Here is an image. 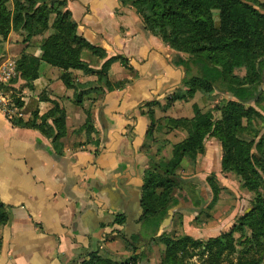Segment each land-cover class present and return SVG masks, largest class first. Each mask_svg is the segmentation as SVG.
Here are the masks:
<instances>
[{"label":"crops","instance_id":"0c3cea01","mask_svg":"<svg viewBox=\"0 0 264 264\" xmlns=\"http://www.w3.org/2000/svg\"><path fill=\"white\" fill-rule=\"evenodd\" d=\"M67 2L79 33L105 51L100 57L86 47L83 60L100 68L108 58L117 57L109 78L125 84L114 89L100 87L96 73L73 69L74 80L85 85L68 87L62 78L64 69L41 58L43 35L25 40L17 30L0 34V58L16 62L27 52L36 58L39 71L33 87L24 78L12 83V95L23 101L16 104L13 95L17 105L13 115L0 110V202L8 213V220L0 225V264H80L94 251L120 264L128 260V264H157L161 258L157 250L161 252L164 245L141 244L136 251L130 250L117 233L120 229L127 235L128 226L118 224L116 217L138 212L149 161L168 158L173 145L186 137L183 129L166 130L167 119L192 117L234 96L217 89L212 95L196 91L168 103V98L187 88L182 83L185 70L180 57L188 54L151 32L131 2ZM88 89L78 103L77 93ZM55 101L65 109L66 133L59 139L11 119L17 116L28 121L36 110L48 112ZM249 104L255 105L254 100ZM88 111L92 125L86 127ZM205 145V153L197 156L195 164L183 160V168H190L189 179L183 177L192 182L198 172L205 179L215 173L224 186L244 192L238 178L222 171L221 142L211 135ZM198 188L195 191L201 193ZM209 190L211 195L203 198L205 205L212 199L210 186ZM183 218L184 231L192 234V218L187 214ZM234 221H208L193 235L216 236ZM173 228L171 222L162 230ZM136 254L137 259L132 258Z\"/></svg>","mask_w":264,"mask_h":264},{"label":"trees","instance_id":"16d2710c","mask_svg":"<svg viewBox=\"0 0 264 264\" xmlns=\"http://www.w3.org/2000/svg\"><path fill=\"white\" fill-rule=\"evenodd\" d=\"M123 1L132 3L151 32L160 35L173 49L188 54L180 57L185 70L182 83L187 88L168 98V103L191 97L196 91L212 95L216 89L234 97L224 98L205 111L198 110L192 117L167 119L163 126L166 130L179 128L187 135L173 145L168 158L149 161L141 194L143 212L136 220L139 226L134 227L136 231L129 237L120 229L117 233L122 234L128 248L133 251L141 244L147 247L163 244L157 264H197L191 262L196 256H205L199 264H264V105L261 102L264 99V2ZM67 3V0H0V34L17 30L24 34L25 40L43 35L41 58L64 69L62 78L68 87L77 89L85 85L74 80L73 69L96 73V84L100 87L114 89L124 85L125 81L113 82L109 78L111 63L117 57L108 58L100 68H94L83 60L82 50L86 47L100 57L105 51L79 33ZM121 61L127 65L125 58ZM16 67L18 76L7 87L12 89V83L18 78H24L26 84L33 87V80L39 74L36 58L23 52L16 61ZM237 70H244V74ZM88 91L90 89L77 93L78 103H82ZM251 100L255 105L249 104ZM15 101L18 105L23 104L18 96H15ZM11 119L37 127L53 139H59L66 133L65 109L57 101L44 114L34 111L28 121L23 122L17 116ZM91 125L88 111L85 126ZM151 135L152 129L148 137ZM211 135L222 145V170L234 173L242 186L254 193V197L251 208L240 214L229 230L203 239L185 232L178 233V226L183 225V206L175 190L184 187L192 206L200 209L199 212L204 211L203 197L182 176L181 170L185 158L195 162L199 154L205 153V142ZM206 180L212 192L207 206L210 208L225 187L220 185L215 173L209 174ZM171 211L173 215L170 217ZM169 218L167 225L172 222L174 228L162 230V224ZM7 220V210L0 202V225ZM116 222L126 225L127 216L118 214ZM137 257V254L132 256L134 259ZM128 263L129 260L125 264ZM80 264L120 263L94 251Z\"/></svg>","mask_w":264,"mask_h":264},{"label":"rangeland","instance_id":"374dc122","mask_svg":"<svg viewBox=\"0 0 264 264\" xmlns=\"http://www.w3.org/2000/svg\"><path fill=\"white\" fill-rule=\"evenodd\" d=\"M259 1L264 2V0H259ZM216 24H217V26H219V24H220L219 19L216 20ZM165 43L167 45H169L167 42H165ZM241 71H238V73H241ZM261 102H262V105H264V99ZM254 103H255V101H254ZM263 132H264V129H263ZM200 155H202V154H199L198 156H200ZM221 158H222V156H221ZM188 161H189L188 164L191 166H192V164H195L197 162V161L193 162L192 160H188ZM189 169L190 168L188 166L182 169V176L184 175L188 179H189L188 175H190ZM230 173H232V172H230ZM232 174L235 176V178L237 180L238 177L234 173H232ZM191 181L195 182V184L193 183L194 186H199L198 190L201 192L200 195L204 199L207 198L208 194H210V190H209V184H208L207 180L205 179V174H203L202 171L198 172L197 175ZM192 182H190V183L192 184ZM238 183H239V187H241V189L245 190L244 192H246V193L241 192V191H237L238 189L236 187H234L235 189H233V188H229L228 186H224V184L220 182V185L225 187V189L220 191V193L218 194L217 200L214 202V205L210 208L207 207L208 205H205L204 211H202V212H199L200 209L194 208L192 206V204L190 202V197H189V195H188V193L184 187H179V188H177V190H175L177 196H179V198H180L181 205L183 206L181 211L183 212V214H187L188 216H190V218H192L190 223L192 224V226L194 225V227L196 228V229L193 228V230H191L192 234H189V235L197 238L198 236L193 235V233L195 234L196 232H198L199 229H197V227H200V226L202 227V224H206V223H208V221L210 222V221H214V220H218V221L219 220H236L238 218V216H236L238 213L236 214L235 212H241L242 210H244L243 212H245L251 208L254 193L252 191L248 190L246 187H243L242 183L240 182L239 179H238ZM198 212H199L198 218L194 219L195 215ZM234 214H236L235 215L236 217L234 216ZM231 216H234V217H231ZM183 219L184 218H182V221H183ZM233 224L234 223H232V225ZM232 225H230L224 231L229 230ZM177 231H178V233L185 232L183 225H181V226L179 225ZM185 233H187V232H185ZM235 235H238V233H236ZM203 239H205V238H203ZM157 252H158V254L159 253L161 254L160 251L157 250ZM193 258L191 259V262H196L197 264H199L201 262L202 258H205V256L202 258H200L199 256H196Z\"/></svg>","mask_w":264,"mask_h":264},{"label":"built area","instance_id":"2783aa9c","mask_svg":"<svg viewBox=\"0 0 264 264\" xmlns=\"http://www.w3.org/2000/svg\"><path fill=\"white\" fill-rule=\"evenodd\" d=\"M16 74L15 60L8 57L0 58V110L8 116H12L17 107L12 89L7 87Z\"/></svg>","mask_w":264,"mask_h":264},{"label":"water","instance_id":"95a60500","mask_svg":"<svg viewBox=\"0 0 264 264\" xmlns=\"http://www.w3.org/2000/svg\"><path fill=\"white\" fill-rule=\"evenodd\" d=\"M143 212V208H142V203H141V199H139V204H138V212L135 215H129L127 217V235L131 236V234L136 231L134 230V227H138L139 223L136 222V220L138 219L139 215ZM173 215V211L170 212V217ZM170 222V218L165 220V222L162 224V228L164 229L165 226H167V224ZM133 229V230H132Z\"/></svg>","mask_w":264,"mask_h":264}]
</instances>
